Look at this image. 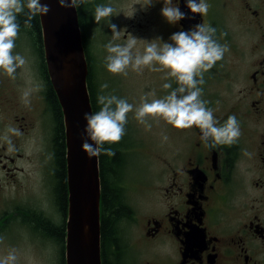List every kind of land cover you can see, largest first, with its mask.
<instances>
[{"label": "flooded vegetation", "instance_id": "flooded-vegetation-1", "mask_svg": "<svg viewBox=\"0 0 264 264\" xmlns=\"http://www.w3.org/2000/svg\"><path fill=\"white\" fill-rule=\"evenodd\" d=\"M237 1L206 0L208 14L200 16L191 13L186 0H173L186 16L175 25L161 15L164 0L151 5L150 14L156 7L166 38L203 23L215 28V39L228 46L223 59L204 73L201 99L220 124L235 115L242 135L234 145L208 148L198 128L176 129L172 156L159 173V207L146 213L141 224L147 247L141 264H264V0ZM36 25H20L16 40L27 70L17 69L15 79L0 71V254L5 257L4 251L13 248L17 256L36 253L37 242L53 243L56 264H67V149L65 138L59 142L64 118L50 95L52 90L58 100L40 15ZM27 89H32L28 106L21 99ZM9 126L23 133L11 136L13 152L2 139ZM58 148L64 166L57 164ZM63 179L66 192L60 196ZM32 189L38 193L35 199ZM131 210L128 218L136 219ZM26 242L30 250L21 247ZM124 254L123 264H134Z\"/></svg>", "mask_w": 264, "mask_h": 264}, {"label": "clouds", "instance_id": "clouds-1", "mask_svg": "<svg viewBox=\"0 0 264 264\" xmlns=\"http://www.w3.org/2000/svg\"><path fill=\"white\" fill-rule=\"evenodd\" d=\"M88 0H57L62 8H78L87 3ZM153 0H145L142 7L149 6ZM186 7L193 14L206 16L209 11V4L206 0H186ZM50 8L47 3L41 0H0V71L9 78L15 79L18 68L26 65L27 60L19 53H14L16 40L20 33L18 16L23 14L25 28L32 27V20L37 15H47ZM115 9L109 4L97 5L94 12V22L99 24L105 18L113 17ZM161 15L166 21L175 25L185 19L179 6H173V0H164ZM112 32V40L104 47L107 55L105 57L106 69L114 75H128V69L142 74L147 68L152 72H163L162 79L174 80L172 83H164V89L171 91L163 98H155V91L141 97L138 107L130 104L126 99L115 95H98L97 102L100 105L99 111L84 114L86 127L84 129L87 139L82 148L87 154L99 156L106 154L114 156L115 152L111 147L121 141L125 135V126L128 122V113L135 112L134 118L146 130L151 129L148 120L162 119L167 124L178 130L198 128L201 133V140L208 148L217 146H231L238 142L241 133L239 121L235 115L228 116L227 120L220 124L214 117L213 109L207 107L208 102L202 100V85L204 73L210 71L218 61H221L224 54L229 50L227 45H221L215 39L216 29L203 23L195 24L188 31H179L171 35V43L161 42L160 38L147 42L143 54L134 51L138 39L129 34L124 43H114L121 38L122 30L117 25L108 23ZM124 31V30H123ZM155 41H159L157 43ZM108 88L102 84L101 89ZM32 89H27L22 94V101L26 106L30 105L29 99ZM153 97L151 100L148 97ZM10 134V135H9ZM19 128L9 126L3 136L4 142L8 145L7 151H15L11 136H22ZM168 137L163 136L167 141ZM92 143H89L88 141ZM245 155L251 156L250 153ZM2 240V238H0ZM17 250L11 249L8 254L0 259V264H17Z\"/></svg>", "mask_w": 264, "mask_h": 264}, {"label": "rangeland", "instance_id": "rangeland-1", "mask_svg": "<svg viewBox=\"0 0 264 264\" xmlns=\"http://www.w3.org/2000/svg\"><path fill=\"white\" fill-rule=\"evenodd\" d=\"M145 0H88L84 4L87 10L86 24L89 50L92 55L94 78L100 95H115L126 99L130 104L138 107L141 97L147 93L155 91V98H163L171 89H164L163 84L170 80L162 79L163 72H152L145 68L142 74H138L128 69V75H114L107 71L105 57L107 55L105 45L112 40V32L108 23L116 24L118 30H122L121 38L114 43H124L129 38V34L138 39L136 49L143 54L147 42L160 38L161 42H170L169 38L163 35V27L160 24L158 11L150 14L151 5L142 7ZM236 5L238 4L235 0ZM111 5L115 12L113 17L101 20L99 24L94 22V12L97 5ZM150 20V22L147 21ZM124 30V31H123ZM160 43L159 41H155ZM14 53H20L14 49ZM19 69V68H18ZM22 70H27L22 67ZM37 73V72H36ZM107 84L108 88L101 89L102 84ZM201 87V85H200ZM35 94L38 95L37 89ZM153 97L149 96L151 100ZM135 112L128 113V122L125 126V133L129 134V140L133 145L128 149L127 171H126V199L133 208L136 219H125L120 223V239L126 246V257L133 260L134 264H141L146 258V243L142 238V221L146 213L155 212L159 207L157 185L161 166L170 161L174 148V135L176 128L167 124L162 119H149L151 129L146 130L134 118ZM168 137L167 141L163 136ZM126 136V134H125ZM38 185L37 179L32 180ZM30 197L36 198L38 194L35 189L30 191ZM36 253L27 251L18 254L19 264H56L54 252L56 246L51 243L37 242ZM36 246V247H37ZM23 249L30 250L28 243H22ZM48 249V250H47ZM140 251V252H139ZM139 252V253H138ZM4 256L7 253L4 251ZM3 256L0 254V259ZM133 264V263H130Z\"/></svg>", "mask_w": 264, "mask_h": 264}, {"label": "water", "instance_id": "water-1", "mask_svg": "<svg viewBox=\"0 0 264 264\" xmlns=\"http://www.w3.org/2000/svg\"><path fill=\"white\" fill-rule=\"evenodd\" d=\"M41 3H47L50 8L47 15H40V22L48 73L65 127L69 191L66 262L103 264L100 159L90 157L82 148L87 139L84 114L94 111L79 12L78 8L60 7L57 0H41Z\"/></svg>", "mask_w": 264, "mask_h": 264}, {"label": "trees", "instance_id": "trees-1", "mask_svg": "<svg viewBox=\"0 0 264 264\" xmlns=\"http://www.w3.org/2000/svg\"><path fill=\"white\" fill-rule=\"evenodd\" d=\"M80 14V24L82 27L84 44L86 49L87 58L89 61L90 74L88 78V86L90 90L91 102L93 104L94 113L99 111L100 105L97 102V97L100 95L98 87L94 78V67L92 55L89 50V41L87 37V10L83 5L78 7ZM26 17L21 15L18 17V22L20 25H24ZM36 20L38 22V15L33 18L32 26L35 28ZM50 95L54 101L56 111L59 112V102L56 101V96L54 93L50 92ZM56 98V99H55ZM126 132V130H125ZM126 134V133H125ZM65 134L63 131V124L60 125V139L59 142L64 143ZM133 143L129 140V134L124 135L121 141L117 144L107 145L104 147H111L115 152L114 156H108L106 154H100V174L102 182V197H101V209H102V229H101V247H102V259L104 264H123L122 254L125 253L126 246L120 239V223L127 219L131 214V207L128 205L125 196V188L123 187V167L125 165V160H127L128 152L127 150L132 146ZM59 149V148H58ZM62 149H59V154L57 156L58 166H64V158L61 155ZM63 170V169H62ZM65 171V170H64ZM61 179V175H59ZM65 179L63 183H60V196L65 193ZM129 219V218H128Z\"/></svg>", "mask_w": 264, "mask_h": 264}]
</instances>
